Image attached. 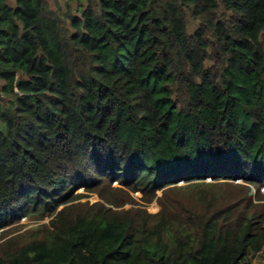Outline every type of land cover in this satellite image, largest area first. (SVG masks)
Returning <instances> with one entry per match:
<instances>
[{
	"label": "trees",
	"instance_id": "obj_1",
	"mask_svg": "<svg viewBox=\"0 0 264 264\" xmlns=\"http://www.w3.org/2000/svg\"><path fill=\"white\" fill-rule=\"evenodd\" d=\"M65 3L0 0V264H247L264 0Z\"/></svg>",
	"mask_w": 264,
	"mask_h": 264
},
{
	"label": "rangeland",
	"instance_id": "obj_2",
	"mask_svg": "<svg viewBox=\"0 0 264 264\" xmlns=\"http://www.w3.org/2000/svg\"><path fill=\"white\" fill-rule=\"evenodd\" d=\"M50 7L53 9H58V6H60L61 9L66 10V3L65 0H47ZM76 7H77V3L75 1H72L70 3V8L72 9L73 12H76ZM189 26L192 27V23L189 22ZM3 84V81L0 79V87ZM80 193H83L84 197H82V201H89L90 203L97 201L99 198L96 194H92V193H88L86 191H84L82 188L79 190ZM262 192L264 193V189H262ZM158 194L160 195L161 192H158ZM251 195L255 194L254 189H252L250 191ZM135 197L140 196L139 193H134L133 194ZM131 206L130 204H126L125 207H129ZM146 208L148 209V211L155 213L160 209L159 204L156 202V200L150 202L149 204L146 205ZM51 217H48L47 215L44 217L43 220L40 221H32L29 220L27 217H23L21 219V221L19 223H17L18 225H16L15 227L17 228L16 230L12 231V233L10 235L16 234V233H20L23 232L24 230L36 226L38 224H42V223H48ZM1 232V230H0ZM9 235V236H10ZM2 241V240H0ZM245 263L247 264H264V250L258 252V253H250L248 254V256L245 258Z\"/></svg>",
	"mask_w": 264,
	"mask_h": 264
}]
</instances>
